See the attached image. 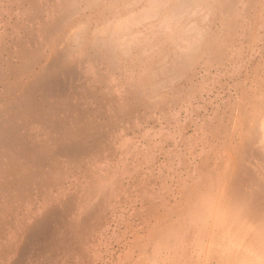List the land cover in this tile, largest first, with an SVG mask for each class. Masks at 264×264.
I'll list each match as a JSON object with an SVG mask.
<instances>
[{
  "label": "bare ground",
  "instance_id": "6f19581e",
  "mask_svg": "<svg viewBox=\"0 0 264 264\" xmlns=\"http://www.w3.org/2000/svg\"><path fill=\"white\" fill-rule=\"evenodd\" d=\"M110 2L15 0L24 31L0 53V264H264V0H219L195 65L100 46Z\"/></svg>",
  "mask_w": 264,
  "mask_h": 264
},
{
  "label": "clouds",
  "instance_id": "9594fccd",
  "mask_svg": "<svg viewBox=\"0 0 264 264\" xmlns=\"http://www.w3.org/2000/svg\"><path fill=\"white\" fill-rule=\"evenodd\" d=\"M219 0H111L96 15L94 39L116 56L167 52L195 65L216 31Z\"/></svg>",
  "mask_w": 264,
  "mask_h": 264
},
{
  "label": "rangeland",
  "instance_id": "374dc122",
  "mask_svg": "<svg viewBox=\"0 0 264 264\" xmlns=\"http://www.w3.org/2000/svg\"><path fill=\"white\" fill-rule=\"evenodd\" d=\"M22 20H23V14L21 12V8L17 4H15V0H0V34H1L0 35V49L2 50V47L4 48V50L2 52H0L2 57L6 58V56H7L6 48L9 47V45L14 41L16 36L20 37L21 32L24 31V27L21 26V25H23ZM31 21L27 25L28 28L32 24ZM15 25H17V26L15 28H13ZM17 32H19V33H17ZM8 35H10V36H8ZM12 37H14V38H12ZM252 49H254V50L251 52H247L243 57H241L240 64H243L241 66L242 71L253 66V64H255L256 61L261 57V56H259V53L257 51H255V50H257L255 48V46L252 47ZM251 56L253 58H251ZM263 57H264V54L262 56V59H264ZM245 63H247V64H245ZM245 65H246V67H245ZM243 66L245 68H243ZM226 81L230 82V79L226 78ZM229 89L230 88H225L224 90H222V95L224 94L223 95L224 99H226L227 95L231 94V90H229ZM217 99H214V101L216 102L215 105L218 104L220 106H223L222 101L224 99H221V98H217ZM106 130H107L108 134L105 135L106 137L104 136L105 141L100 140L102 137L98 138L99 141H101L102 143H109V142H112L111 140H114V134L112 136V135H110L111 134L110 131H108V129H106ZM110 151H111V149H110ZM112 153L110 152L109 154H112ZM111 156H113V155H109L108 157H110L112 159H116V156H113V157H111ZM105 157L107 158V156L104 155V158ZM114 251H118L117 246H115Z\"/></svg>",
  "mask_w": 264,
  "mask_h": 264
}]
</instances>
